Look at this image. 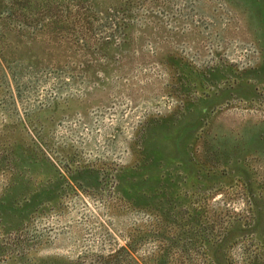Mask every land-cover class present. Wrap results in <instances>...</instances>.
Segmentation results:
<instances>
[{
  "label": "rangeland",
  "instance_id": "rangeland-1",
  "mask_svg": "<svg viewBox=\"0 0 264 264\" xmlns=\"http://www.w3.org/2000/svg\"><path fill=\"white\" fill-rule=\"evenodd\" d=\"M0 264H264V0H0Z\"/></svg>",
  "mask_w": 264,
  "mask_h": 264
}]
</instances>
